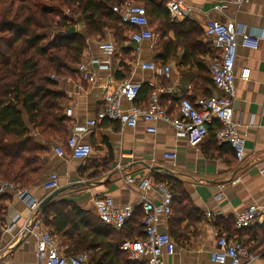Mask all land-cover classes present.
<instances>
[{"label": "crops", "instance_id": "1", "mask_svg": "<svg viewBox=\"0 0 264 264\" xmlns=\"http://www.w3.org/2000/svg\"><path fill=\"white\" fill-rule=\"evenodd\" d=\"M182 2L189 9L185 17L173 16L166 11L173 24H185L190 36L180 27L167 32V24L159 20L158 26H151L155 35L153 42H132L128 26H124L123 40L110 32L106 33L109 40L100 37L89 39L84 24L78 21L75 29L87 40L82 61L90 58L105 60L100 51V44L104 41L114 43L117 54L111 59L110 70L94 69L95 83L84 81L78 73L59 82V90L67 97L63 107L66 134H41L39 129L29 125L28 118L25 119L30 136L42 151L40 159L44 168L38 180L26 189L21 190L11 184L14 188L4 192L12 199L3 204L0 264H37L36 253L40 243L36 236L23 232L24 227L32 225L33 217L29 205L19 193L24 192L42 203L55 192L44 188L53 174L59 179L58 190L66 191L48 203V211L57 205L55 209L71 223L84 218L85 229L102 236L113 232L116 241H137L144 237L140 219V203L144 195L138 185L127 184L126 178L133 176L156 182L157 177L169 175L176 187V216L170 219L161 216L157 225L161 232L169 233L173 238L175 253L165 256L164 264H213L210 254L217 248L219 237L239 240L250 254L256 256L254 262L244 260L243 264H264V218L250 229L237 231L235 228L239 212L264 201V0H245L240 4L236 0ZM217 5H222L223 11H216L214 7ZM209 20L236 22L259 39L256 50L239 47L236 60L233 120L245 139L246 159L239 162L228 145L218 144L217 123L210 128L209 135L199 147L191 148L186 138L179 137L163 121L154 124L157 129L155 134L148 133L149 125L144 121H140L134 129H122L118 123L104 121L83 138V142L92 148L91 157L84 162L72 159L66 142L76 125H84L94 119L102 109L101 86L110 76L114 82L131 81L142 85L134 103L138 107L149 103L153 91L151 85L171 88L172 93L161 99L167 112L175 116L179 115L183 99L195 103L202 97L221 95L209 73V65L217 56L205 33ZM159 28L166 34H158ZM177 31L180 39L187 40L182 41L185 49L178 47L174 51L157 47L159 41H175ZM193 40L199 42L197 46L192 43ZM187 49L188 58L185 55ZM150 63L159 69L170 68L169 76L142 68ZM243 69L250 70L248 81L240 78ZM131 106L124 102L125 109ZM67 110L72 111L71 117L66 116ZM57 148L63 149L65 156L59 157ZM167 155H175L176 158L170 159ZM104 195L111 196L117 206L132 205L136 208V217L134 215L135 218L128 221L123 231H116L100 220L94 199ZM147 197L156 204L160 203L161 194L158 191L149 193ZM189 202L195 209L193 213H187ZM74 208L75 211H72ZM42 211L39 208L36 216L42 229L55 234L53 228L45 223ZM50 219H53V213H50ZM55 235L60 241L61 253L71 254L72 241L65 235Z\"/></svg>", "mask_w": 264, "mask_h": 264}, {"label": "built area", "instance_id": "2", "mask_svg": "<svg viewBox=\"0 0 264 264\" xmlns=\"http://www.w3.org/2000/svg\"><path fill=\"white\" fill-rule=\"evenodd\" d=\"M245 0H236L237 4ZM166 9L173 16L185 17L189 9L185 7L182 0H166ZM216 11H223L222 5L214 7ZM121 23L131 30L130 39L136 44L145 41L155 40L154 32L147 18V11L143 5L128 2L125 5L113 8ZM207 38L211 41L217 57L209 66V73L215 89L221 93L220 96L210 98H199L195 103L188 99L180 102L179 115H171L162 104V96L172 93L171 88L155 87L149 103L145 107L135 106L142 90V85L131 81L114 82L110 76L106 84L101 86V97L103 106L97 116L86 122L84 125H76L73 128L71 137L67 140V147L70 150V157L79 161H86L91 157L92 148L83 142L93 129L104 121L118 123L122 129H134L140 121L149 125L148 133L155 134L157 129L154 124L163 121L173 128L177 135L186 138L191 148H197L209 135L210 128L214 124L219 125L216 133V140L220 145H228L234 152L237 160L243 162L247 153L245 139L240 135L238 125L233 120L234 102L236 97V60L239 47L256 50L259 46V39L251 35L246 27L236 22L221 23L209 20L205 27ZM100 51L106 58H90L82 61L77 67L80 77L89 83H95L96 74L94 69L110 70L111 59L117 54V47L112 42L104 41L100 44ZM144 70L151 72L160 71L163 76L168 77L170 68L159 69L154 63L142 66ZM159 73V72H158ZM240 78L248 81L250 70L243 69ZM52 79H56L52 77ZM124 102L132 104L128 109L124 108ZM66 116L71 117L72 111L67 110ZM59 157L65 156L61 148L56 149ZM167 158L175 159V155H167ZM126 182L129 185H138L143 193L140 208L143 214L144 240L126 241L121 245V251L128 255L132 262L142 264H164L165 256H172L175 253V242L169 233L161 232L158 228V219L161 216L169 219L173 213V194L171 189L161 183L152 182L149 179L128 176ZM11 184L0 181V191L6 192L13 189ZM44 188L48 192L60 188L58 176H49ZM153 191L161 194L159 204L151 201L147 195ZM29 205L32 225L24 227L23 232L36 236L40 248L36 253L37 264H89L90 255L83 253L79 255H65L61 253V245L57 236L48 229H42L41 221L36 218L40 204L26 193H19ZM100 220L112 228L121 231L125 228L136 212L132 205L117 206L114 199L109 195L97 196L94 199ZM264 218V201L255 203L236 215L235 228L237 231H244L256 225ZM254 262L256 256L250 254L243 244L235 239L220 237L217 241V248L210 254V261L213 264H243V261Z\"/></svg>", "mask_w": 264, "mask_h": 264}, {"label": "trees", "instance_id": "3", "mask_svg": "<svg viewBox=\"0 0 264 264\" xmlns=\"http://www.w3.org/2000/svg\"><path fill=\"white\" fill-rule=\"evenodd\" d=\"M128 2L146 8L150 26H158L159 20H163L167 24V32L180 27L190 36L185 24L177 26L172 23L166 11V0H0L1 182L23 190L35 183L43 172L42 151L30 136L26 118L29 125L39 129L41 134L67 133L63 113L67 97L59 90V82L77 75L76 67L87 48L85 36L77 31L69 35V30L76 28L81 21L89 39L103 38L110 32L123 40L124 25L120 17L113 13V8ZM64 7L70 14L65 12ZM157 32L166 34L160 28ZM183 39L177 31L175 41H159L157 47L174 51L178 47L185 49ZM192 43L197 46L199 42L193 40ZM188 50H185L187 58ZM155 183L165 184L171 189V217L176 216V187L171 177L161 175ZM11 199L10 194L0 193V231L4 225L3 204ZM56 206L50 212L45 207L42 215L55 234L65 235L72 241V253L68 255L88 253L91 255L89 264H141L130 261L128 255L121 251L124 242L135 240L116 241L113 232L107 236L100 233L94 235L93 231L85 229L84 218L73 224L55 209ZM187 207V213L194 212L191 202ZM50 213H53V219H50ZM140 219L143 225L142 211ZM144 238L145 234L141 240Z\"/></svg>", "mask_w": 264, "mask_h": 264}, {"label": "water", "instance_id": "4", "mask_svg": "<svg viewBox=\"0 0 264 264\" xmlns=\"http://www.w3.org/2000/svg\"><path fill=\"white\" fill-rule=\"evenodd\" d=\"M76 32L75 28H72L69 30V35H72ZM66 191V189H60L55 191L52 195H50L48 198H46L40 205V210H43L49 202H51L54 198L60 196L62 193H64Z\"/></svg>", "mask_w": 264, "mask_h": 264}, {"label": "rangeland", "instance_id": "5", "mask_svg": "<svg viewBox=\"0 0 264 264\" xmlns=\"http://www.w3.org/2000/svg\"><path fill=\"white\" fill-rule=\"evenodd\" d=\"M58 5H60V4H58ZM64 10H65L66 13H69V14H70V11L68 10V8L64 7ZM156 34H157V33H156ZM111 35H112V34H111ZM107 36H108V35H107ZM108 37H109V36H108ZM108 37L105 36V37L102 38V40H109ZM113 42H114V41H113Z\"/></svg>", "mask_w": 264, "mask_h": 264}]
</instances>
